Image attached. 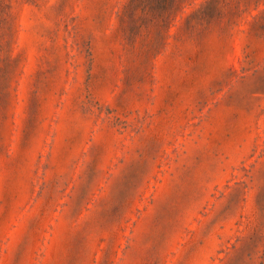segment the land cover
Returning <instances> with one entry per match:
<instances>
[{
	"label": "rangeland",
	"instance_id": "1",
	"mask_svg": "<svg viewBox=\"0 0 264 264\" xmlns=\"http://www.w3.org/2000/svg\"><path fill=\"white\" fill-rule=\"evenodd\" d=\"M0 264H264V0H0Z\"/></svg>",
	"mask_w": 264,
	"mask_h": 264
}]
</instances>
